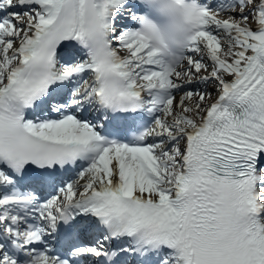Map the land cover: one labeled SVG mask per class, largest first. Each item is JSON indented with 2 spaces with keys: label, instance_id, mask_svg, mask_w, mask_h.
<instances>
[{
  "label": "snow or ice",
  "instance_id": "obj_1",
  "mask_svg": "<svg viewBox=\"0 0 264 264\" xmlns=\"http://www.w3.org/2000/svg\"><path fill=\"white\" fill-rule=\"evenodd\" d=\"M0 264H264V0H0Z\"/></svg>",
  "mask_w": 264,
  "mask_h": 264
}]
</instances>
